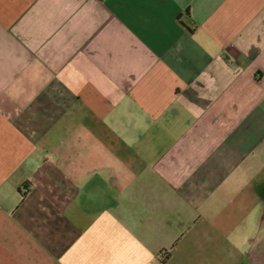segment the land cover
Returning a JSON list of instances; mask_svg holds the SVG:
<instances>
[{
	"label": "crops",
	"instance_id": "obj_1",
	"mask_svg": "<svg viewBox=\"0 0 264 264\" xmlns=\"http://www.w3.org/2000/svg\"><path fill=\"white\" fill-rule=\"evenodd\" d=\"M0 264H264V0H0Z\"/></svg>",
	"mask_w": 264,
	"mask_h": 264
}]
</instances>
